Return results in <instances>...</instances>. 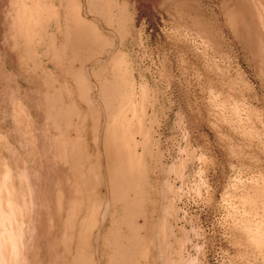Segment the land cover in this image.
<instances>
[{"label":"rangeland","instance_id":"obj_1","mask_svg":"<svg viewBox=\"0 0 264 264\" xmlns=\"http://www.w3.org/2000/svg\"><path fill=\"white\" fill-rule=\"evenodd\" d=\"M57 1L38 2L50 9L57 8ZM76 1L82 8L87 4ZM113 1L112 15L119 18L123 12L125 25L106 26L99 16V29L110 42L108 49L116 50L127 67V96L136 118L127 113L130 127L124 137L140 169L133 167L128 178L133 184L128 188L137 186L143 198L139 206L128 209L131 222L127 225L119 222L125 213L119 199L113 209L118 226L114 229L106 223L105 233L116 230L123 238L130 237L119 244L132 247L138 264H264V0ZM12 2L0 0V14L5 13L10 23ZM17 2L19 7L30 5V0ZM41 13L34 49L21 43L15 53L5 45L0 48L10 54L14 67H19L18 55L24 59L23 77L44 80L41 71L54 73L67 86L64 95L78 98L68 77L56 71V48L65 43L61 39V33L66 34L64 13L55 12L60 26ZM87 15L98 25L95 11ZM50 38L57 46L49 47ZM81 58L90 70L87 76L95 94L107 63H97L88 52ZM14 74L16 81L0 93L4 140L0 154L3 169L22 189L18 194L23 220L21 233L11 234L17 238L0 241V255L4 253L0 264H52L48 255L52 248L55 264H64L61 255L68 245L67 232L58 223L56 197L51 203L47 191L53 185L73 183L74 161L82 160L66 151V144L50 145L44 139L36 143L32 107L27 103L30 96H21L39 87H28L21 75ZM16 104L22 115L15 112ZM38 130L46 132L42 127ZM91 146L86 171L102 168L103 184L109 176L105 146L101 160L95 159ZM102 184L100 193L106 201L109 193ZM90 228L87 242L93 225ZM110 249L104 247L96 264H109L114 255ZM93 255L97 256L95 248Z\"/></svg>","mask_w":264,"mask_h":264},{"label":"crops","instance_id":"obj_2","mask_svg":"<svg viewBox=\"0 0 264 264\" xmlns=\"http://www.w3.org/2000/svg\"><path fill=\"white\" fill-rule=\"evenodd\" d=\"M17 1L18 0H13L12 2V23H8L9 20L8 22L6 21L5 13L0 14V45H5V48L10 47L14 53L17 51V47H19V43L24 46H29V48H35V39L40 33V31L37 33V29L39 28V24H42L40 17L42 14L41 12L44 11L46 20L49 23H59L57 19L59 16L55 13L56 10H59L64 13V21L66 24V34L63 32L61 33V39L65 43L62 45L59 44V47L56 48V54L59 55L55 62L56 71L68 77V80L72 83L73 89H77L78 98L73 94L72 97L70 93H68V95L65 94L66 96L64 95V91L62 90H67V86L63 83L62 79L56 80L53 76L54 73L51 75L47 71H41L44 76V80L42 81L35 76V79L23 77L22 74L26 72L24 59L22 60L18 55L17 59L20 68L18 66L14 67L10 54L2 51L0 48V93H2L1 88L4 90V86L7 87L11 83L10 81H16L14 73L18 74L19 78L21 75L23 83L28 87H39L36 91L32 90L26 92L24 96H21L22 98L30 96L27 103L32 107L31 111L34 117L33 129L37 136L36 143L39 145L40 140L44 139L46 142L49 141L50 145L54 143L66 144V151L69 150L72 154L76 155V159L78 158L83 161H81V163L78 162L79 170L74 166V170L71 173V176L74 177L73 183L62 185L59 188L53 185V187H50L47 191L51 192V195L47 196L48 198L51 197V203L54 202L56 197L55 200L57 201L55 206L60 209L58 212L60 216L58 223L63 225L64 232L67 231L65 236H67L68 245L67 248H63L61 255L63 263L72 264L75 259L78 262L80 260L79 254L80 251H82V247L79 248L77 236L78 226L81 224V226L84 225L86 231L89 230V225H93V233L89 234L91 240L87 243L88 253H84L86 254L87 260L96 264V258H99L100 261L99 256H101V251L106 247L107 249L111 248L110 250L114 253L109 260V264H128L133 261L134 257L132 247L129 250L128 245L124 246V244H119V241L128 242L130 237L123 238L121 234L116 233V230L105 233L104 226L106 223H109L110 226L113 225L114 229L118 226L115 225L118 219H116L113 208L119 206V199H122L124 201L123 203H125L121 205L125 208L124 217L122 216V221L119 222L125 224L131 222V215L128 209L131 208L130 210L132 211L135 206H139L138 202L143 198L142 195H139L140 189H138L137 186L134 188L135 190H129L127 187H124L119 192L120 194L116 191V195L113 196L112 191L110 192L109 190L107 179H105V183L103 184H105L109 193L107 196L108 200L105 201L106 196L100 193V185L102 184L101 178L103 176L102 168L94 169L93 173H87L86 171V163L87 159H89L88 155H90L92 151L91 145H94V153L98 156V158L95 157V159L101 160L102 144H105L107 136L106 128L113 129V133L109 131V134H112L111 136H116L117 128L129 126L127 125L129 121L127 113L133 112L127 96L129 83L127 81L128 75L125 61L115 54L116 50L113 48L108 49L110 42L103 36L104 34L101 33L99 27H102V24L98 19V17L101 16L106 26L118 24V26L121 27V25H125V16L123 12L120 14L119 18L112 15V9L115 6L113 0H86L87 4L84 8H82L76 0H58L57 2L59 4L57 8L50 6V9H45L43 7V2H38L39 0H30V5H27L28 7H19ZM89 10H93L97 13V17H95L94 20L98 25L88 20L87 14ZM9 31L10 35H7ZM59 34L58 36H60ZM58 36L56 42L60 43ZM49 42V47L51 44V48L56 45V42L52 43L51 38ZM84 52H88L91 58L96 60L97 63H107L105 66L106 71L103 70V75L105 77L100 78L101 82L96 84L97 92L95 94L92 91L94 87L92 86L93 82H91L87 76L90 70L85 67L84 60L81 58V54ZM28 67L30 70L33 69L32 65L31 67L28 65ZM3 68L8 72L13 69L14 73H8L6 75ZM71 98H75V100L73 101ZM16 105L15 112L22 115L23 110L20 104ZM81 105H83L84 109H81ZM118 113L121 115L119 116ZM104 118L105 120H103ZM103 123L104 125L102 126ZM39 127L45 128L46 132L39 133ZM60 129L63 130L61 134L59 133ZM102 129L104 130L102 131ZM63 136L66 138L60 139ZM3 141L2 137H0V148L1 145L4 144ZM110 141L111 140H109V142ZM50 151L51 146L50 149H46V152ZM72 158H75V156H72ZM67 174L69 175V173ZM17 186V179L11 178L9 172L3 169L2 154H0V224H4V226H0V239H2L0 241L5 242V240H7L6 238L14 239L15 237L11 236V234L21 233L23 215L21 210V196L18 193L22 189H18ZM11 191L13 193L10 195L9 192ZM54 191L57 192L55 196L53 194ZM129 193L131 194L129 195ZM111 194L115 204L118 205L112 203L113 201L111 202ZM32 206L33 202L30 201L28 207L32 208ZM6 224H8V226H5ZM94 248L97 257L93 255ZM78 249H80V251ZM85 250H87V248ZM54 253L55 250L52 248L48 254L52 258V264H55Z\"/></svg>","mask_w":264,"mask_h":264},{"label":"bare ground","instance_id":"obj_3","mask_svg":"<svg viewBox=\"0 0 264 264\" xmlns=\"http://www.w3.org/2000/svg\"><path fill=\"white\" fill-rule=\"evenodd\" d=\"M4 14V13H3ZM14 14V13H13ZM6 15V14H5ZM27 17H28V15H27ZM10 19H9V22L8 23H10ZM24 22V21H23ZM7 23V24H8ZM12 23V22H11ZM10 26H12V25H10ZM23 26V25H22ZM4 27V26H3ZM13 28V27H12ZM22 28V27H21ZM10 29V28H9ZM28 32V31H27ZM26 32V33H27ZM25 33V32H24ZM18 34V33H17ZM9 35H10V31H9ZM31 35V34H30ZM28 37V36H27ZM31 38V37H30ZM30 38H29V40H30ZM14 41V40H13ZM3 42V41H2ZM32 46H33V44H32ZM14 52V51H13ZM2 70V69H1ZM44 71H46V70H44ZM7 75V74H6ZM47 75V74H46ZM50 76V75H49ZM6 77V76H5ZM8 80V79H7ZM6 80V81H7ZM3 81V80H2ZM9 81V80H8ZM42 81V80H41ZM4 82V81H3ZM118 86H119V84H118ZM116 87V86H115ZM104 88V87H103ZM106 88V87H105ZM121 88V87H120ZM52 90V89H51ZM50 90V91H51ZM60 90V89H59ZM119 91V90H118ZM59 96V95H58ZM54 97V96H53ZM54 101V100H53ZM52 103V102H51ZM55 104V103H54ZM57 104V103H56ZM60 105V104H59ZM17 106V105H16ZM59 107V106H58ZM51 108V107H50ZM59 109V108H58ZM73 109V108H72ZM67 110V109H66ZM68 111V110H67ZM110 111V110H109ZM66 112V111H65ZM69 112V111H68ZM108 112V111H107ZM112 112V111H111ZM114 112V111H113ZM117 112V111H116ZM54 113V112H53ZM133 113V112H132ZM51 114V113H50ZM119 114V116L121 115L120 113H118ZM134 114V113H133ZM110 115V114H109ZM108 115V116H109ZM112 115V114H111ZM105 116V115H104ZM123 116V115H122ZM134 116H135V118H136V115L134 114L133 115V118H134ZM55 117V116H54ZM76 117V116H75ZM78 117V116H77ZM113 117V116H112ZM115 117V116H114ZM127 117V116H126ZM97 118V117H96ZM110 118V117H109ZM134 118V119H135ZM53 119V118H52ZM55 119V118H54ZM60 119V118H59ZM75 119V118H74ZM115 119V118H114ZM119 119V118H118ZM127 119V118H126ZM66 120V119H65ZM97 120V119H96ZM103 120H105V118L103 119ZM59 121V120H58ZM118 121H120V120H118ZM130 121V120H129ZM67 122V121H66ZM109 122V121H108ZM110 123V122H109ZM119 123V122H118ZM131 123V122H130ZM98 124V123H97ZM104 125V123L102 124V126ZM50 126V125H49ZM78 126V125H77ZM128 127H130V126H128ZM62 128V127H61ZM78 128V127H77ZM103 128V127H102ZM127 127H120V128H117V135L116 136H111L112 134H109V131H110V133H111V131H112V133H113V129H107L106 128V130H107V136H106V142H105V144H104V158L105 159H107V161H108V171H109V176H107V184H109V190H110V192L112 191V193H113V196L114 195H116L115 193H116V191H118V194H120L119 192L121 191V189H123L124 187H131V185L133 184V182L132 181H130V182H132V184H130L129 183V180H128V178H130V177H132V169H133V167L135 168V169H139V168H136L135 167V163H138V160L136 159H133V157H134V154H133V157H132V159H131V149L129 148L128 149V144H129V139H126L125 137H124V130L126 129ZM66 129V128H65ZM96 131V130H95ZM100 131H101V129H100ZM121 131H122V133H121ZM130 132H132V130L130 131ZM142 136V135H141ZM129 138V137H128ZM96 139V138H95ZM100 140V139H99ZM98 140V141H99ZM109 140H111L110 142H109ZM134 140H135V138H134ZM71 144V143H70ZM136 144V143H135ZM134 146V145H133ZM132 146V147H133ZM138 146V145H137ZM134 148V147H133ZM135 150V149H134ZM84 151V150H83ZM134 152V151H133ZM99 153V152H98ZM136 153H137V150H136ZM84 154V153H83ZM102 154V153H101ZM94 155V154H93ZM77 156H78V154H77ZM102 156V155H101ZM81 157V156H80ZM138 157V156H137ZM82 159H84V158H82ZM104 160V159H103ZM136 161V162H135ZM138 165H139V163H138ZM74 166H75V168L76 169H78L79 170V165H78V162L77 161H74ZM137 166V165H136ZM106 168V167H105ZM83 169V168H82ZM104 169V168H103ZM84 171V170H83ZM139 171H140V169H139ZM85 172V171H84ZM107 172V171H106ZM135 173V172H134ZM133 173V174H134ZM144 174V173H143ZM137 175V174H136ZM134 179V178H133ZM86 180V179H85ZM134 181V180H133ZM10 182H11V179H10ZM92 184H94V183H92ZM13 186V185H12ZM92 187V186H91ZM13 188V187H12ZM94 188V187H93ZM136 188V187H135ZM117 189V190H116ZM129 189V188H128ZM113 190H114V192H113ZM135 190V189H134ZM127 191V190H126ZM133 191V190H132ZM122 194V193H121ZM127 194V193H126ZM98 197V196H97ZM127 197V196H126ZM111 198H112V195H111ZM59 200V199H58ZM108 200V199H107ZM106 200V201H107ZM121 200V202H122V204H125V203H123L124 201L122 200V199H120ZM81 201V200H80ZM111 201H113V200H111ZM116 201V200H115ZM109 203V202H108ZM129 203V202H128ZM114 204H115V202H114ZM121 204V205H122ZM116 205V204H115ZM24 206V205H23ZM80 206V205H79ZM124 206V205H123ZM89 207V206H88ZM96 207V206H95ZM130 207V206H129ZM81 208V207H80ZM109 208V207H108ZM104 209V208H103ZM114 209V208H113ZM11 210H12V208H11ZM6 211V210H5ZM5 211H4V215H5ZM95 211H96V209H95ZM135 211V210H134ZM14 212V211H13ZM133 214V213H132ZM99 216V215H98ZM13 217V216H12ZM126 217H127V215H126ZM138 217V216H137ZM76 219V218H75ZM128 220H129V218H128ZM133 220H134V216H133ZM127 221V220H126ZM107 222V221H106ZM127 224H129V223H127ZM126 224V225H127ZM90 226L91 225H89V230H87L86 231V229L84 228V225H82L81 226V224H80V226H79V228H78V232H79V238H78V242H79V248L80 247H82V251H80V249H78L79 251H80V254H79V257H80V260H79V262L78 263H76L75 261H74V263L73 264H93V262L92 261H89V260H87L86 258H85V254L84 253H86L85 252V249L86 248H88V246H87V240H88V236H87V234H88V232H90L91 230V228H90ZM128 227V226H127ZM137 227V226H136ZM13 228V227H12ZM130 228V227H129ZM67 229V228H66ZM15 231V230H14ZM69 231V230H68ZM137 231V230H136ZM67 232V231H66ZM12 233V232H11ZM109 233V232H108ZM15 235V234H14ZM16 236V235H15ZM107 236V235H106ZM109 237V236H108ZM16 238V237H15ZM14 244H15V242H14ZM143 245V244H142ZM86 246V247H85ZM72 247V246H71ZM136 247V246H135ZM138 248V247H137ZM141 248V247H140ZM7 249V248H6ZM131 249V248H130ZM136 249V248H135ZM1 252V251H0ZM146 252H147V250H146ZM13 253V252H12ZM134 253V252H133ZM136 253V252H135ZM140 253H142V252H140ZM2 254H4V253H2ZM1 254V255H2ZM83 254H84V256H83ZM0 255V256H1ZM12 256V255H11ZM97 257V256H96ZM141 257V256H140ZM3 258V257H2ZM3 260V259H2ZM131 260V259H130ZM135 260V259H134ZM131 261L130 263H128V264H138L137 262H135V261ZM10 261V260H9ZM19 261V260H18ZM127 261V260H126ZM143 261V260H142ZM1 263V262H0ZM8 263V262H7ZM14 264V263H13ZM16 264V263H15ZM20 264V263H19Z\"/></svg>","mask_w":264,"mask_h":264}]
</instances>
